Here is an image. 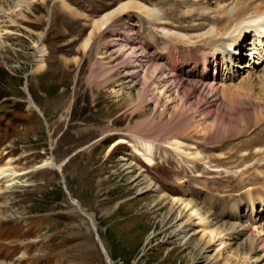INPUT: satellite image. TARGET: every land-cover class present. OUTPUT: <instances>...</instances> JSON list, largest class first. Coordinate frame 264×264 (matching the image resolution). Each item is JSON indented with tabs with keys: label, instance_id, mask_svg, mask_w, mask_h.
<instances>
[{
	"label": "rangeland",
	"instance_id": "374dc122",
	"mask_svg": "<svg viewBox=\"0 0 264 264\" xmlns=\"http://www.w3.org/2000/svg\"><path fill=\"white\" fill-rule=\"evenodd\" d=\"M130 1L146 6L158 2L156 6L161 11H165L163 16L168 22L183 21L185 26L190 24L191 19H183L181 13L185 11L184 7L189 11V18L196 16L201 19L210 15L209 12L214 9L216 3V0H203L208 2L207 5H200L199 0L197 2L186 0L188 3L185 0L183 2L175 0L174 3L172 0L162 2L161 0H141L144 3L138 0H68L67 3L73 9L87 15L79 12V16L74 17L62 8V4H58L59 6L56 4L55 7L53 6V15H50L51 23H48L47 16L51 11L46 9L47 4L43 5L38 0L33 5L34 11L26 13L28 20L18 27H9L14 34L3 38L0 42V46L3 47V50H0V169L7 167L18 173L31 170L26 180L12 189L8 195L2 192L6 183H0V262L7 264H110V262L111 264H199V254L193 248L196 242H193L189 248H185L179 240L173 239L170 230H165L167 227L165 228L162 220L168 215L167 209L159 210L155 207L156 194L143 190L142 186L139 187L141 182L135 180L130 171L125 169L126 162L133 165V170L142 172L145 178L154 181L162 194L182 195L188 187L200 185L201 190L198 186L191 197L201 206L205 205V208H211V204L221 207L228 195L237 194L236 191L232 192L233 186L237 188L240 187L239 184H245V182L236 181V183L235 180H225L224 175L222 176L224 173L222 168L226 165L224 161L218 164L222 170L220 174L207 168L210 166L209 162L214 166L222 156L223 160L235 159L236 154L253 151L257 148L255 146L264 140L256 136L257 132H262L264 127H258L261 125L259 120L247 113L254 108V105H251L244 97L264 96L263 83L257 84L259 86L257 91L254 88L250 90L247 86L235 95L241 97L240 102L235 101L233 95H225L220 106L221 111L208 120H203L197 113L195 105L192 104L197 103V99H191L188 107L191 112L188 116L192 119L190 121L192 127L181 139L185 146L192 149L191 152L197 151L205 159L202 169L198 167V172H204L205 166L209 170L205 172L207 176L200 177L205 181L194 177L193 173L184 166L178 167L171 154H166L165 150L157 151L154 161L156 163L150 166L144 156L138 159V150L135 151L130 147L132 135H150L157 126L162 125L166 128L172 124L168 123L167 116L161 119L153 116L156 118L153 125L145 126L144 114L130 113L129 106L124 103L126 96L115 97L112 94L114 84L121 82L118 72L122 68L118 66L112 77L109 76L107 80L109 82H106L103 79L108 75L103 74L104 65L109 63L115 65L117 62L107 56L101 68L103 71L96 65L97 59L102 56L106 41L111 46L116 45V47L120 46L125 50H134L139 53L137 49H131L132 45L126 46L131 39L139 40V37L145 35L137 33L139 26L137 20L134 21L137 26L132 28L127 16L120 15L113 19V22L117 19L113 24L115 27L101 34H98V31L93 34L91 26L94 21L102 19L105 14L113 11L120 4ZM47 2L51 4L53 0L52 2L47 0ZM196 6H199L203 12H199ZM204 9L210 11L206 13ZM38 17L40 19L37 20ZM144 25L147 27V24ZM124 32L128 34L124 35ZM41 33H47L45 40L47 67L36 73L32 72L35 64L34 42L38 40ZM92 34L94 35L92 48L90 45L89 54H85L82 43L88 35ZM117 56L120 58L118 59ZM121 57L124 56L121 50H118L116 55L117 61L120 60L118 62H121ZM138 63L139 69H142V63ZM263 67L264 62L255 68V73L264 75ZM248 73L239 76L235 82ZM263 78L258 77L259 81ZM113 79H116V83L110 82ZM26 83L29 85L28 91L25 87ZM28 96L33 98L44 116L27 108L28 104H25V100ZM170 98L168 100L165 97L163 104L169 101V104L173 105L169 108L177 109V99L175 96ZM231 105L233 110L229 109V112L227 106ZM231 116L236 124L232 131L228 132L219 128L215 132L209 130V124L211 125L218 117H220L218 121L223 120L225 123L221 128L226 129L229 125L227 120L229 122ZM242 120L246 122L249 131L244 130L246 124ZM112 122L113 125L109 126ZM203 127L204 129L208 127V130L204 132ZM197 130L199 134H196ZM115 132L127 134L130 138L118 134L111 135ZM108 135L110 137H107ZM164 135L165 133L161 139ZM212 135L220 138L216 140L209 138ZM254 138L257 140L253 141ZM246 139H248L247 142H242ZM215 144L224 146L222 153L217 155L219 157L211 156L210 154L214 153L206 151L209 145ZM159 152L162 153L159 154ZM52 157H55L57 164H61V172L52 167L32 171ZM170 161L176 164L175 170ZM189 165L187 164V167ZM186 172L191 178L194 177L195 181L184 182L185 177L180 174L185 175ZM216 175L219 177H215ZM210 179H214L216 183L212 181L213 187L207 185L204 187V183L209 185ZM72 199L77 200L79 205L93 217L96 230L93 229L89 218L75 209ZM6 203L9 204L6 205ZM262 207L260 204L257 205L259 210ZM227 210L229 214V209ZM213 211H215L214 206ZM9 214L12 216L8 217ZM101 242L110 257V262L106 260Z\"/></svg>",
	"mask_w": 264,
	"mask_h": 264
},
{
	"label": "bare ground",
	"instance_id": "6f19581e",
	"mask_svg": "<svg viewBox=\"0 0 264 264\" xmlns=\"http://www.w3.org/2000/svg\"><path fill=\"white\" fill-rule=\"evenodd\" d=\"M37 1L38 0H0V42L3 38H8V36L14 34L9 30V27H18L24 21L28 20L26 13L28 11H34L33 5H35ZM40 1L43 5L47 4L45 5L46 9H50L51 11L50 14L48 12L47 16L48 23H51L52 16L50 15H53V6L56 4H62V8L74 15V17H78L79 12H81L73 9V7L67 3L68 0H53V2L50 0L52 2L51 4L48 3L49 1L46 3L47 0ZM162 1L164 0H161V2ZM173 1L175 0H172V2ZM187 1L197 2L198 0ZM187 1L186 3H188ZM199 1L198 3L200 5L208 3L203 0ZM157 3L147 4L150 6L133 1L122 3L113 11L105 14L102 19L96 20L91 24L93 27V34H95L96 31L99 32L98 34H101L115 27V25H113L117 20L113 22L115 17L126 15L129 25L132 28L133 26L136 27L137 25L134 24V21L137 20L139 22L137 33L145 34L139 37V40L131 39L128 41V45L125 44L126 46L132 45L131 49L135 48L139 53H136L134 50H125L120 46H118L120 48L116 47V45L111 46L109 42H105L104 40L103 43H105L103 45L102 56L99 57L96 62L97 67H100V69L103 67L104 60L107 56L112 57V59L117 62L115 65L110 63L104 65V71L101 69L103 74L108 75L103 79L106 82H109L107 81L109 76L112 77V74L115 73L114 71L117 68H122V70L118 72L121 82L116 83V79L110 81L116 83L112 89V94L115 97L126 96L127 99H124V103L129 106L130 113L144 114L146 117L144 122L145 126L153 125L156 121V118H153V116L160 117V119L167 116L168 123H172L166 128L162 125L157 126L155 131L150 135H132V141L129 142L130 147L135 151L138 150L139 158L134 153L135 156L138 159L144 156L146 162L150 166L156 163L154 161L157 151L160 149L163 151L165 150L167 152L166 154H171L172 159L177 163L178 167L184 166L193 173V176L197 179L207 176L205 174V172L209 171L207 169L220 174L222 170H220L218 164L224 161L226 167L224 166V168H221L223 169L224 173L222 176L224 175L225 180H235V182H245V184H239L240 187L237 188L233 186L231 190L232 192L236 191L237 194L233 196L228 195L225 203L221 204V207L219 205L216 207L215 204H211V208H205V205L201 206L196 199L191 197V194H193L200 185L188 187L187 190L183 191L182 195L171 196L164 193L162 194L157 184L151 179L145 178L142 172L133 170L134 167L131 163L129 164L126 162L125 169L130 171L129 173L133 178H136L135 180L141 182L139 187L142 186L144 188L143 190L151 191L156 194L157 203L155 207L159 208V210L164 208L167 209L168 215H166L162 221L165 223V228L167 227L165 230L171 231L170 234L173 239L179 240L185 248H189L193 242H196L193 248L199 254V264H264V216L262 212L260 213L258 210H255L257 204H261L264 207V140L261 141L259 145H256L255 147L257 148L253 151H243L240 155L236 154L235 159L225 158L223 160L222 156L219 162L214 166L209 162V168L206 169L205 166L204 172H198V167L202 169V163H204L205 159L197 151L191 152L192 149L185 146V143L183 144L181 139L192 127L190 122L192 119L188 116V113L191 112L188 107L189 104H191L190 101L192 98L193 100L197 99V103L192 104L195 105L199 116L203 120H208L214 117L215 114L217 116V113L221 111L222 107L220 106L223 103L225 95H233L232 97L235 98V101L240 102L241 97L235 95L239 94L245 87L248 86L250 90L254 88V90L257 91V87H259L257 84H264V75L255 73V68L264 62V60H260V57L264 56V39H257V32H260L261 27L264 26V0H216L214 4L215 7L214 9L211 8V12H209L210 10L204 9L205 12H209L210 15L202 17L201 19L196 16L189 18V11L184 7L185 11L182 9L183 12L181 14H183V19H191L190 24H186L188 26H185L183 21H176L178 23L168 22L166 17L163 16L165 11H161V9L156 6ZM196 7L199 12H203L199 6ZM38 19H40V17H38L37 20ZM144 24H147V27H145ZM123 28L125 30V27ZM179 29L181 30L179 31ZM149 30L150 33H148ZM139 31L143 32L140 33ZM144 31H146V33H144ZM41 34H39L38 40L34 42L35 53L33 54V60L35 64L32 72L36 73L39 71L41 72L47 67V49L45 46L47 33ZM90 34L91 31L89 32V35ZM93 34L91 36L88 35L86 37L87 39L85 38V42L83 41L84 43H82V49L85 54H89L90 45L92 48ZM126 34L128 33L124 35ZM4 35H6V37H4ZM0 50H3L2 46H0ZM118 50H121L122 56H124L123 58L121 57V62H118L120 60L117 61L118 56L116 58ZM245 55L252 56L249 57L247 62L243 63L242 59ZM138 62L142 63V69H139ZM258 62H260V64ZM201 66L202 68L199 70ZM221 66L223 67L222 73H220ZM212 69H214L213 72ZM246 72L249 73L235 82L239 76L244 75ZM100 77H98V79H100ZM258 77L263 79L259 81ZM25 87L28 91V83H26ZM262 92L261 93L264 94V91ZM149 94L151 96H148ZM170 96H175V99H177V109L172 110V108H169L172 105V103L169 104V101L163 104L165 97L169 100L171 99ZM244 97L251 105H254V108H251V110L247 112L249 116L259 120L261 125H258V127H264V96ZM175 99L174 102H176ZM25 104H28L27 108L29 110H34V112H38L44 116V113L38 108L31 96L27 97ZM229 109L233 110L232 105L227 106V110L230 112ZM172 111L174 112L172 113ZM220 114L219 116H221ZM218 118L214 119L211 125L209 124L210 131L215 132L219 128L229 132L236 126L233 122V116H231L229 122L227 120L229 125L226 129L221 128L225 123L223 120L218 121ZM181 121H183V123ZM242 121L246 124L244 120ZM110 125H113V122L109 124V126ZM207 130L208 127L203 131L206 132ZM244 130L249 131L247 124ZM198 132L197 130L196 134H199ZM164 133L165 135L161 139ZM116 134L123 135L118 132L112 133L111 135ZM235 135L236 131L234 133V136ZM123 136L130 138L127 134ZM256 136L260 140L264 139L262 138L264 136V128L262 132H257ZM107 137H110V135ZM125 137L124 140L126 139ZM215 137L212 135L209 138L214 140L220 138ZM235 139L237 140V138ZM256 140V138L253 139V141ZM247 141L248 139L242 142ZM114 148H112V150ZM223 149L224 146L222 144H215L209 145L206 151L213 152L214 154H210L211 156L219 157L217 155L222 153L221 151ZM161 153L162 152H159V154ZM187 164L191 165L187 167ZM175 166L176 164L173 163L174 170ZM45 167H52L59 172L62 171L61 164H57L55 157L45 160L41 165L32 169V171ZM30 172L31 170L18 173L13 170L11 171V169L7 167L0 169V183H6V187L2 192L8 195L12 189L18 187L26 180ZM183 174L184 173H181L180 175L185 177L184 182H188L189 180H191L190 182L195 181L194 177L191 178L187 172L185 175ZM180 175H178V177ZM215 177H219V175ZM199 180L205 181L204 178H200ZM212 181L216 183L214 179H210L209 185L204 183V187H206L205 185L209 187L214 185L211 183ZM196 182H198V180ZM182 185L181 183V186ZM160 186L163 188L162 185ZM212 202L213 201H211V203ZM72 203L75 209L80 211L83 215L88 216L93 229L96 228L93 217L79 205L77 200L72 199ZM8 204L9 203H6V205ZM213 206L215 211H213ZM227 208L229 209V214H227ZM11 216L10 214L8 215V217ZM197 236L199 237L198 239ZM97 237L101 240L98 234ZM101 245L103 246L102 242ZM109 258L107 254V262H110ZM0 264L7 263L0 262Z\"/></svg>",
	"mask_w": 264,
	"mask_h": 264
},
{
	"label": "water",
	"instance_id": "95a60500",
	"mask_svg": "<svg viewBox=\"0 0 264 264\" xmlns=\"http://www.w3.org/2000/svg\"><path fill=\"white\" fill-rule=\"evenodd\" d=\"M86 217H88V216H86ZM94 229L96 230V228H94ZM102 249H103V252L107 255V252L103 246H102Z\"/></svg>",
	"mask_w": 264,
	"mask_h": 264
}]
</instances>
